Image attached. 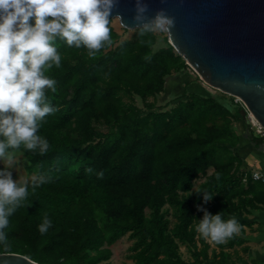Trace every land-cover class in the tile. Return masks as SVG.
I'll list each match as a JSON object with an SVG mask.
<instances>
[{
    "label": "trees",
    "instance_id": "obj_1",
    "mask_svg": "<svg viewBox=\"0 0 264 264\" xmlns=\"http://www.w3.org/2000/svg\"><path fill=\"white\" fill-rule=\"evenodd\" d=\"M156 44L155 33L140 37L137 32L110 53V64L87 61L85 49L59 46L62 58L74 63L50 75L56 80V91L46 94L56 111L46 116L39 129L49 141L48 149L43 154L22 147L15 150L30 159L31 173L51 179L35 192L30 189L9 220L18 222L20 233L34 246L57 251L69 264L108 259L111 253L104 247L127 234L136 240L133 264H188L179 243L188 245L191 264H225L217 254L210 256L212 245L195 229L203 216L197 206L213 214L223 211L224 219L262 208L264 183L245 188L229 176L215 185L207 177L194 190L195 180L206 176L207 168L215 164L228 168L221 144L238 140L231 125L242 120L233 98L230 110L215 98L192 93L167 111L139 115L136 97L153 110L150 99L163 93L166 77L187 68L172 46L154 52ZM105 116L121 119L109 146H103L101 139L109 137L112 128L103 134L92 127L94 118ZM252 141L256 147L262 143L258 137ZM102 146L104 150L98 152ZM196 191L213 197L204 203L202 193ZM167 204L174 207L178 221L172 229L163 212ZM96 211L103 214L104 231L96 227ZM45 215L52 225L41 234L37 225ZM238 222L241 228L244 224ZM244 235L241 229L240 235L226 242L212 243L229 250L245 246ZM18 250L10 244L4 253L18 254ZM33 256L39 264L47 258Z\"/></svg>",
    "mask_w": 264,
    "mask_h": 264
},
{
    "label": "clouds",
    "instance_id": "obj_2",
    "mask_svg": "<svg viewBox=\"0 0 264 264\" xmlns=\"http://www.w3.org/2000/svg\"><path fill=\"white\" fill-rule=\"evenodd\" d=\"M117 4L118 0H0V163L4 165L0 167V250L10 246L6 231L10 216L30 189L35 192L51 179L39 172L14 179L11 171L16 149L37 154L48 149L49 141L39 129L46 116L56 111L46 94L56 91V80L45 70L61 66L59 42L85 49L90 57L111 43L110 16ZM147 13V0H135L132 28L140 37L170 33L175 19L165 9L150 17ZM196 192L202 193L204 203L213 197ZM197 207L203 211L195 224L201 237L223 243L239 232L235 216L224 219L223 211L213 214L202 205ZM51 225L45 215L37 228L43 234Z\"/></svg>",
    "mask_w": 264,
    "mask_h": 264
},
{
    "label": "water",
    "instance_id": "obj_3",
    "mask_svg": "<svg viewBox=\"0 0 264 264\" xmlns=\"http://www.w3.org/2000/svg\"><path fill=\"white\" fill-rule=\"evenodd\" d=\"M135 0H118L110 18L128 30ZM150 17L163 8L174 17L168 34L175 52L210 87L240 98L264 128V0H147ZM119 14V15H116ZM128 26V27H127ZM0 264H39L1 253Z\"/></svg>",
    "mask_w": 264,
    "mask_h": 264
},
{
    "label": "rangeland",
    "instance_id": "obj_4",
    "mask_svg": "<svg viewBox=\"0 0 264 264\" xmlns=\"http://www.w3.org/2000/svg\"><path fill=\"white\" fill-rule=\"evenodd\" d=\"M110 27L113 28L115 32V38L111 40V43L107 45L103 51L95 56H88L86 58L89 60H104L108 64L111 63L110 53L114 52L117 47L122 43L132 40L138 30H128L125 29L119 22L118 19H111ZM157 35V44L153 47V51L156 52L161 48L170 47L168 34L167 33H155ZM63 45L62 42L58 43V47ZM187 64L185 71L180 73L171 74L166 77V84L163 93L159 94L156 98H151L150 102H154L155 108L153 110H148L144 107V103L139 97H136V104L140 109L139 115L145 116L151 112H164L174 106H176L183 97L192 94L193 90L199 92L201 96L215 98L222 104L227 106L230 110L231 101L229 95L223 93L220 90L208 86L201 77L197 74L192 65L181 57ZM69 58H62L60 67H65L69 64H73ZM57 67L52 69H46L45 73L51 75L56 72ZM59 68V67H58ZM197 94V93H194ZM184 99V98H183ZM241 121L234 122L231 125L232 130L238 136V140L233 143L221 144L224 148L223 155L226 159L227 169H220L218 164H215L207 168L206 176H199L195 180L194 190L207 181V177L211 179L213 184L219 185L223 182L224 178L229 176H234L237 180L242 181L244 187L253 185L255 182L251 180V174L254 170L264 171V157L263 148L260 145L256 147L252 138H257V131L255 125L249 118V113L244 111L241 113ZM121 119L115 116H105L97 117L92 120V127L103 134H108L111 129V134L107 138H102L101 142L103 146H109L112 141L116 138L119 132ZM103 146L97 151L102 152L104 150ZM15 161L12 165V175L14 179H28L33 173L30 172L29 168L31 166L30 159L25 156L21 151H15ZM0 167H4L0 163ZM126 190H129L127 187ZM262 205H264V197L260 199ZM261 204L259 206H261ZM163 212L166 220L170 224V228H174L177 224V217L175 215V209L172 205L167 204L163 208ZM147 217L150 218L151 211L147 210ZM95 224L97 229L105 230V221L103 219V214L100 211L95 212ZM68 228L66 232H68ZM9 236L10 244L17 247L18 254L27 256L34 259V254L47 256V258L42 261L41 264H69V261L57 251H50L48 249H39L34 246L26 235L20 233L18 222L10 221L8 228L6 229ZM136 240L133 239L130 234L124 235L121 238L113 241L110 245H106L104 248L110 250V257L108 259L97 260L93 264H133L132 255L134 253ZM226 242V240L224 241ZM180 254L188 264L193 262L192 254L188 248L187 244L179 243ZM248 245L236 246L233 249L222 250L216 246L210 249V256L213 257L217 254V260L224 262L225 264H243L242 261L250 259L248 254ZM4 250H0V254L4 253ZM91 255H96L91 253ZM242 260V261H240Z\"/></svg>",
    "mask_w": 264,
    "mask_h": 264
},
{
    "label": "crops",
    "instance_id": "obj_5",
    "mask_svg": "<svg viewBox=\"0 0 264 264\" xmlns=\"http://www.w3.org/2000/svg\"><path fill=\"white\" fill-rule=\"evenodd\" d=\"M192 93L200 94L193 90ZM244 225L241 226L238 235L241 233V229L245 231V241L250 248L248 249V256L250 259L242 261L243 264H264V205L261 210H250L247 215H240L237 217ZM208 242L216 248L211 240Z\"/></svg>",
    "mask_w": 264,
    "mask_h": 264
},
{
    "label": "built area",
    "instance_id": "obj_6",
    "mask_svg": "<svg viewBox=\"0 0 264 264\" xmlns=\"http://www.w3.org/2000/svg\"><path fill=\"white\" fill-rule=\"evenodd\" d=\"M229 97L233 98V106L235 108H238L239 110H241V113L244 111H247L249 113L246 105L244 104V102L240 98L232 97V96H229ZM249 116H250V113H249ZM255 129L257 131V137L262 140L261 146H262L263 152H264V128L263 127H261V128L256 127ZM263 157H264V153H263ZM251 180L255 183H258V182L264 183V171L254 170L251 174Z\"/></svg>",
    "mask_w": 264,
    "mask_h": 264
},
{
    "label": "bare ground",
    "instance_id": "obj_7",
    "mask_svg": "<svg viewBox=\"0 0 264 264\" xmlns=\"http://www.w3.org/2000/svg\"><path fill=\"white\" fill-rule=\"evenodd\" d=\"M249 113H250L249 118L251 119L252 123H253L256 127L261 128V126L258 124V122H257L256 118L254 117V115H253L251 112H249Z\"/></svg>",
    "mask_w": 264,
    "mask_h": 264
}]
</instances>
